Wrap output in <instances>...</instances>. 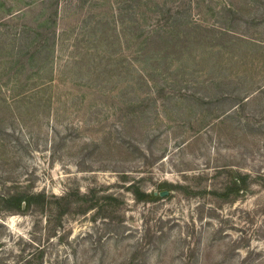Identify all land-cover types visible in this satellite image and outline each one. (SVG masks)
Returning a JSON list of instances; mask_svg holds the SVG:
<instances>
[{
    "label": "rangeland",
    "instance_id": "obj_1",
    "mask_svg": "<svg viewBox=\"0 0 264 264\" xmlns=\"http://www.w3.org/2000/svg\"><path fill=\"white\" fill-rule=\"evenodd\" d=\"M130 5L64 1L50 126L35 129L11 179L45 192V208L4 220L0 264L32 254V264H264L263 185L219 195L233 171L264 182V18H228L234 33L165 54L161 41H135ZM147 73L151 84L140 80ZM163 182L181 189L142 202L129 187L150 193Z\"/></svg>",
    "mask_w": 264,
    "mask_h": 264
},
{
    "label": "trees",
    "instance_id": "obj_2",
    "mask_svg": "<svg viewBox=\"0 0 264 264\" xmlns=\"http://www.w3.org/2000/svg\"><path fill=\"white\" fill-rule=\"evenodd\" d=\"M21 1L0 2V165L6 163L10 166L5 174L0 173V230L4 229L3 222L9 216H25L45 208V192H36L31 181L24 186L22 178L11 179L13 170L23 160V152L30 149L35 141V129L39 125L50 126L47 117L52 113L53 91L57 80V47L69 31L68 25L61 20L60 12L64 1L71 4L79 0ZM213 1L130 0V20L137 30L135 41L144 46L158 45L161 41L162 53L165 54L170 50L176 51L180 44L184 45L182 51H190L197 45V41L202 44L208 39L213 41L207 37L223 39V35L234 33L232 26H225L227 21H231L228 18H251L244 21L249 26L258 18H264V6L258 4V0H245L241 3L229 0L216 8L212 5ZM206 3L210 5L205 6ZM118 10L121 14L122 8ZM242 13L248 15L243 16ZM196 18L219 20L217 25L204 28ZM190 26L195 27L192 28L193 32L187 31ZM216 30L218 32L213 34ZM242 40L246 45L256 46L255 39ZM218 48L222 51L223 46L218 45ZM144 65L149 67L151 63L145 62ZM141 79L144 83H152L149 73ZM166 92V86L156 85L155 95L162 97ZM260 92L264 93V88ZM250 99L249 96H242L241 103L246 104ZM52 127L55 128L54 125ZM25 133L31 135L30 141L24 139ZM262 177L259 175L252 179L251 172L233 171L219 195L228 199L241 193L247 194L254 183L264 187V182H260ZM129 187L135 198L142 202L169 198L170 195L161 197L159 193L181 189V186L168 182L159 184V190L150 193L141 191L134 184ZM63 215L62 210L60 216ZM40 255L38 262L42 261L43 254ZM22 260L24 264H32L35 254Z\"/></svg>",
    "mask_w": 264,
    "mask_h": 264
},
{
    "label": "water",
    "instance_id": "obj_3",
    "mask_svg": "<svg viewBox=\"0 0 264 264\" xmlns=\"http://www.w3.org/2000/svg\"><path fill=\"white\" fill-rule=\"evenodd\" d=\"M169 194H170V192H169L168 190H164V191H161V192L159 193V195H160L161 197L168 196Z\"/></svg>",
    "mask_w": 264,
    "mask_h": 264
}]
</instances>
